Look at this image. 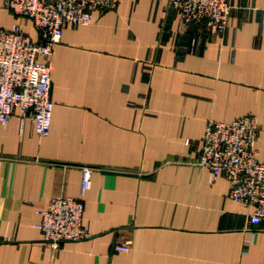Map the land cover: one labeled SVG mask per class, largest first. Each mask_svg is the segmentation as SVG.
Returning a JSON list of instances; mask_svg holds the SVG:
<instances>
[{
    "label": "crops",
    "instance_id": "obj_1",
    "mask_svg": "<svg viewBox=\"0 0 264 264\" xmlns=\"http://www.w3.org/2000/svg\"><path fill=\"white\" fill-rule=\"evenodd\" d=\"M228 3L221 34L184 25L167 0H119L64 27L49 133L18 108L0 128V264H264V222L196 163L208 121L245 115L264 159V0ZM13 24L37 39L0 1V27ZM59 195L83 199L89 236L52 247L38 210Z\"/></svg>",
    "mask_w": 264,
    "mask_h": 264
},
{
    "label": "built area",
    "instance_id": "obj_2",
    "mask_svg": "<svg viewBox=\"0 0 264 264\" xmlns=\"http://www.w3.org/2000/svg\"><path fill=\"white\" fill-rule=\"evenodd\" d=\"M18 17L31 21L37 39L19 24L0 27V128L7 125L15 108L29 117L39 136L50 131L53 101L51 56L67 25L87 24L96 10L114 8L119 0H0ZM180 13L184 25L198 26L221 34L227 24L228 0H167ZM259 123L245 115L230 121L210 120L199 140L197 164L208 169L210 180L223 176L229 182L230 198L251 207L248 222H264V159L255 147ZM189 144L191 141L186 140ZM93 166H81L80 191L91 184ZM84 202L81 197L54 196L39 209L37 227L45 244L58 247L89 236L82 226ZM116 249L128 252L129 246Z\"/></svg>",
    "mask_w": 264,
    "mask_h": 264
}]
</instances>
